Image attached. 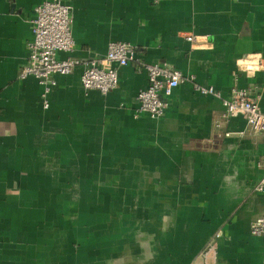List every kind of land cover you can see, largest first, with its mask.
<instances>
[{
  "label": "crops",
  "instance_id": "1",
  "mask_svg": "<svg viewBox=\"0 0 264 264\" xmlns=\"http://www.w3.org/2000/svg\"><path fill=\"white\" fill-rule=\"evenodd\" d=\"M43 1L0 0V264H264V133L223 118L235 87L264 112V0H63L73 57L138 61L106 95L57 76L48 108L19 78ZM145 63L187 79L158 119L135 115Z\"/></svg>",
  "mask_w": 264,
  "mask_h": 264
},
{
  "label": "built area",
  "instance_id": "2",
  "mask_svg": "<svg viewBox=\"0 0 264 264\" xmlns=\"http://www.w3.org/2000/svg\"><path fill=\"white\" fill-rule=\"evenodd\" d=\"M31 23L34 38L27 45L28 61L21 68L19 78H34L44 86L45 108L49 106L47 96L56 85L57 76H69L75 69L82 67L83 88L106 95L118 87L119 68L138 61L137 48L125 42L110 44L107 53L100 58L82 60L73 57L75 41L71 29L72 11L71 6L63 0L43 1L35 8ZM187 40L192 42L193 37H188ZM60 53L68 56L64 59L58 58ZM258 66L264 69V60L260 61ZM142 69L147 73L149 85L137 96L135 115L138 117L146 114L152 119L161 118L168 108V99L187 79L181 72L159 64L145 63ZM250 71L255 72L253 68ZM196 89L204 95L219 96L212 87L196 86ZM223 105L224 119L244 117L254 132L264 133V112L260 109L257 98L253 97L249 90L233 88L231 97L223 100ZM257 191L264 194V181ZM250 231L252 235L264 241V211L263 215L251 224ZM214 242L215 240L210 242L211 247H214Z\"/></svg>",
  "mask_w": 264,
  "mask_h": 264
},
{
  "label": "rangeland",
  "instance_id": "3",
  "mask_svg": "<svg viewBox=\"0 0 264 264\" xmlns=\"http://www.w3.org/2000/svg\"><path fill=\"white\" fill-rule=\"evenodd\" d=\"M89 210H91V209H86V211H89ZM214 243H215V245H216V244H217V241H215ZM213 245H214V244H213Z\"/></svg>",
  "mask_w": 264,
  "mask_h": 264
}]
</instances>
